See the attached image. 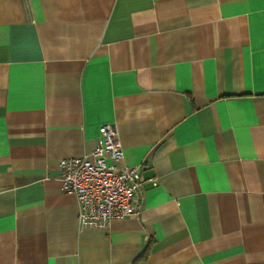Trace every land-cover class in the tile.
<instances>
[{
	"label": "crops",
	"instance_id": "crops-1",
	"mask_svg": "<svg viewBox=\"0 0 264 264\" xmlns=\"http://www.w3.org/2000/svg\"><path fill=\"white\" fill-rule=\"evenodd\" d=\"M107 123L143 200L81 227ZM0 264H264V0H0Z\"/></svg>",
	"mask_w": 264,
	"mask_h": 264
},
{
	"label": "built area",
	"instance_id": "built-area-1",
	"mask_svg": "<svg viewBox=\"0 0 264 264\" xmlns=\"http://www.w3.org/2000/svg\"><path fill=\"white\" fill-rule=\"evenodd\" d=\"M122 159L117 127L107 123L100 126L89 155L58 161L61 190L75 196L81 227L105 228L114 219L138 213L146 179L140 165H124Z\"/></svg>",
	"mask_w": 264,
	"mask_h": 264
},
{
	"label": "trees",
	"instance_id": "trees-1",
	"mask_svg": "<svg viewBox=\"0 0 264 264\" xmlns=\"http://www.w3.org/2000/svg\"><path fill=\"white\" fill-rule=\"evenodd\" d=\"M149 247V246H148Z\"/></svg>",
	"mask_w": 264,
	"mask_h": 264
}]
</instances>
